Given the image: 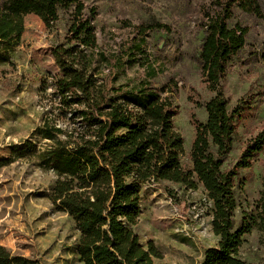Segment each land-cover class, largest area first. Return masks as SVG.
I'll use <instances>...</instances> for the list:
<instances>
[{
    "label": "trees",
    "instance_id": "trees-1",
    "mask_svg": "<svg viewBox=\"0 0 264 264\" xmlns=\"http://www.w3.org/2000/svg\"><path fill=\"white\" fill-rule=\"evenodd\" d=\"M61 12L67 33L52 51L61 72L51 74V83L45 81L40 91L46 116L34 137L44 142L37 153L40 166L59 177L49 198L80 233V261L154 264L163 259L152 241L142 243L135 228L142 214L143 185L170 181L202 188L212 203V230L220 241L205 250L200 264H253L240 251L246 234L264 233V177L259 198L238 229L234 189L237 170L250 168L264 150V131L246 143L235 169L224 171L242 112L229 108L223 83L249 60L264 61V41L259 51L250 42L251 28L241 20H264V0L197 5V32L203 34L197 53L201 86L212 96L205 101L189 96L207 113L206 122L193 117L191 166L182 163L184 138L174 123L173 89L166 85L159 90L153 84L164 66L147 54L146 30H137L117 52L108 53L97 35L98 8L83 0H0V65L9 63L20 46L26 16L35 15L50 26L60 21ZM155 28L172 32L164 24ZM135 63L143 73L117 83L119 72ZM25 145L24 150L37 152L33 141Z\"/></svg>",
    "mask_w": 264,
    "mask_h": 264
},
{
    "label": "rangeland",
    "instance_id": "rangeland-1",
    "mask_svg": "<svg viewBox=\"0 0 264 264\" xmlns=\"http://www.w3.org/2000/svg\"><path fill=\"white\" fill-rule=\"evenodd\" d=\"M83 1L98 8L97 35L108 53L117 52L137 30H146L147 54L164 66V73L153 84L159 90L166 85L173 89L174 123L184 138L182 163L191 166L193 117L206 122L207 113L190 102L189 96L203 101L212 96L201 86L197 53L203 34L197 32L195 11L197 5L211 0ZM241 20L251 28L250 42L262 50L264 20L248 16ZM157 24L170 26L172 32L155 28ZM66 33L67 19L62 12L60 21L50 26L28 15L20 46L9 63L0 65V264H84L77 254L80 233L73 219L58 211L49 198L59 177L40 166L37 153L44 142L34 137L46 116L40 91L45 81L51 83V74L61 72L52 51ZM142 73L138 63L129 65L119 72L117 83ZM223 92L229 108L242 112L234 149L224 166V171H230L246 143L264 131V61L251 59L236 67L223 83ZM51 93L49 86L47 94ZM27 141L37 145L36 153L24 150ZM237 171L236 229L262 190L264 150L254 157L250 168ZM141 208L135 230L145 246L152 241L163 253V259H155L154 264H200L205 250L219 245L220 237L212 230V203L202 188L170 181L147 183L142 187ZM244 238L242 258L264 264V233L253 230Z\"/></svg>",
    "mask_w": 264,
    "mask_h": 264
}]
</instances>
